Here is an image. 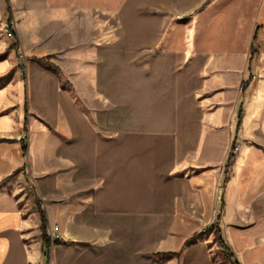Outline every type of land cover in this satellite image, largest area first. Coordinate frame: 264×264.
<instances>
[{"label": "crops", "instance_id": "0c3cea01", "mask_svg": "<svg viewBox=\"0 0 264 264\" xmlns=\"http://www.w3.org/2000/svg\"><path fill=\"white\" fill-rule=\"evenodd\" d=\"M36 4L60 27L0 57V264H219L218 231L254 259L264 0H122L114 36L110 0Z\"/></svg>", "mask_w": 264, "mask_h": 264}, {"label": "rangeland", "instance_id": "374dc122", "mask_svg": "<svg viewBox=\"0 0 264 264\" xmlns=\"http://www.w3.org/2000/svg\"><path fill=\"white\" fill-rule=\"evenodd\" d=\"M35 4L33 6V8H28L26 5H20V10L17 13L15 11L13 19L10 20L8 19V15L6 13L7 10V6L5 4V2L3 0H0V51L3 53H0V57L3 56H7V54L12 51L14 52V56L18 55V53L20 52V47L22 46L23 48H25L24 42L21 38L22 35H26L28 37V35L30 36H34L37 34L38 30H39V23L38 21H41L40 24V30L42 31V33L48 34V33H52L54 32L56 29H58L60 27V23L56 22L54 20V11H53V7H50L49 9H46V16L47 18H37L39 15L38 13L40 12V10L37 8V0L34 1ZM122 2V0H110V5H109V14L104 13V15L93 12V17L94 18H90L91 20H94V26L95 30L94 33L97 29L96 28H109L111 32L110 36H114L118 30L116 27V22H115V12L119 7V4ZM75 9V8H73ZM75 12H77L76 10H71V14H74ZM43 13V12H41ZM59 14V13H57ZM79 15V14H78ZM103 18H109V21L106 23L101 24V22L103 21ZM77 22V19H75ZM79 21L81 20V18L78 19ZM6 21H9L13 26V35L12 36H8L7 33L4 31V23ZM74 23L71 24L72 26H78V30L79 31H83L84 27L87 26L88 27V23L87 24H83L81 22L79 23ZM88 29V28H87ZM15 32L16 34L19 36L21 43H16V36H15ZM84 32V31H83ZM82 32V33H83ZM81 33V32H80ZM32 38H26V42L29 44L30 42H32ZM5 50V51H2ZM24 56V59H23ZM18 58L20 60V62L24 63V60H27V55L25 52L19 53ZM43 58H48L46 59L47 63L51 62V59L53 58L52 56H44ZM63 83L65 84V86L70 87V84L67 80H63ZM246 92H244L245 94ZM261 121L264 124V119H261ZM241 137V136H240ZM243 137V142L246 143L249 146V150H251V152H253L254 154H257L258 157H256L257 161H264V132H255L254 134L251 135H244ZM24 140V139H22ZM233 144L235 145L233 152L231 151L230 154V159L235 157L236 152H238L241 148L242 145V139L240 138V140H238V142H233ZM232 144V146H233ZM250 152V153H251ZM264 163V162H263ZM211 226V227H210ZM210 226H206L204 228H202V233L201 235H205L206 233H209L208 231L211 230V228H213V225ZM207 230V231H206ZM260 234L263 233L262 231L259 232ZM214 238L216 239L218 237V235L214 234L213 235ZM264 238H262L261 240H263ZM261 240H257L258 242V246L255 247L256 250V256H254V259H249L247 260V255L246 258L239 256L237 253L236 255L233 254V257L227 256L226 253L223 250V247L220 246L219 251L216 248H212L214 249V256L215 254H217L219 256L218 260H215L217 263L219 264H236L235 262H237L236 259L240 260V262H238L237 264H264V244L262 245L260 243ZM222 250V251H221ZM222 254V255H221ZM213 259H215L213 257Z\"/></svg>", "mask_w": 264, "mask_h": 264}, {"label": "trees", "instance_id": "16d2710c", "mask_svg": "<svg viewBox=\"0 0 264 264\" xmlns=\"http://www.w3.org/2000/svg\"><path fill=\"white\" fill-rule=\"evenodd\" d=\"M254 39L255 40L257 39V36L256 35H255V38ZM46 59H48V58H39L38 61L41 62V63L42 62L44 63V62H46ZM234 147H235V145L233 144V146H232V149L233 150H234ZM231 157H232V154H231ZM42 225H43V229H44L45 228V221L44 220H43V224ZM217 235H218L217 241H218L219 245L221 247H223V250L226 253V255L227 256H230V257H233V254L230 252L229 248L226 246V244L224 243L222 237L220 236V231L217 232ZM56 242H59V241L56 240ZM235 263L237 264L238 262H235Z\"/></svg>", "mask_w": 264, "mask_h": 264}, {"label": "built area", "instance_id": "2783aa9c", "mask_svg": "<svg viewBox=\"0 0 264 264\" xmlns=\"http://www.w3.org/2000/svg\"><path fill=\"white\" fill-rule=\"evenodd\" d=\"M12 26L13 25L9 21H6L4 23V26H3L4 27V31L7 33L8 36H12L13 35V27ZM23 59H24V56H23ZM243 88H244V86H241V89H243Z\"/></svg>", "mask_w": 264, "mask_h": 264}]
</instances>
